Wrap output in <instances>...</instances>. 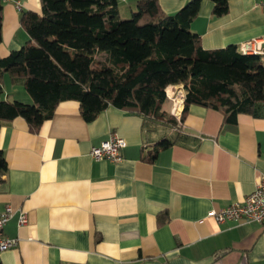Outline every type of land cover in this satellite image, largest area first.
Returning a JSON list of instances; mask_svg holds the SVG:
<instances>
[{"label": "crops", "instance_id": "crops-1", "mask_svg": "<svg viewBox=\"0 0 264 264\" xmlns=\"http://www.w3.org/2000/svg\"><path fill=\"white\" fill-rule=\"evenodd\" d=\"M2 1L0 57L29 38L22 13H41L40 0ZM188 1L158 0L166 14ZM263 1L229 0L217 16L213 2L201 0L190 28L205 49L264 39ZM137 2L118 0L120 14ZM173 86L182 92V110L185 91ZM0 89V99L31 100L8 76ZM111 133L125 140L121 160L93 158L91 147ZM175 136L147 159L160 139ZM0 149L7 162L0 212L13 209L4 234L17 238L0 264H264V223L208 215L243 202L264 176V105L263 116L239 114L231 123L218 110L191 104L165 134L148 130L141 114L114 106L86 121L78 101L64 100L37 132L19 116L3 122ZM20 211L27 216L22 225Z\"/></svg>", "mask_w": 264, "mask_h": 264}, {"label": "trees", "instance_id": "trees-1", "mask_svg": "<svg viewBox=\"0 0 264 264\" xmlns=\"http://www.w3.org/2000/svg\"><path fill=\"white\" fill-rule=\"evenodd\" d=\"M40 1L41 13L21 16L29 38L0 57V84L8 76L32 101L0 99V126L19 116L37 132L64 100L78 101L86 121L114 106L141 114L148 130L165 134L191 104L218 110L231 123L239 114L263 116V56L242 53L234 44L203 48L190 28L201 0H190L173 14H166L158 0H138L125 19L118 0ZM211 1L215 15L228 11L229 0ZM2 11L0 0V43ZM98 54L104 58L98 60ZM170 85L185 91L179 119L166 109ZM177 140L160 139L147 159ZM6 170L0 149V177Z\"/></svg>", "mask_w": 264, "mask_h": 264}, {"label": "built area", "instance_id": "built-area-1", "mask_svg": "<svg viewBox=\"0 0 264 264\" xmlns=\"http://www.w3.org/2000/svg\"><path fill=\"white\" fill-rule=\"evenodd\" d=\"M15 4L18 7L20 6L18 1ZM238 48L239 51L245 54H258L263 56L264 39L256 37L245 40L239 44ZM167 96L171 99L173 98L168 94ZM178 106L179 104L173 99L171 111L179 119L182 110L181 108L178 109ZM124 146L125 140L116 133H111L106 140L101 141L98 145L92 146L89 153L95 159L106 158L112 162H117L122 158L121 149ZM12 215L13 209L10 205L5 206L4 210L0 212V256L2 252L15 247L17 244V238H12L4 234V226ZM208 215L214 217L218 222L239 220L242 222L264 223V176L257 182L254 190L245 196L243 202H234L220 209H211ZM26 221V212L20 211L17 221L18 224H25Z\"/></svg>", "mask_w": 264, "mask_h": 264}, {"label": "bare ground", "instance_id": "bare-ground-1", "mask_svg": "<svg viewBox=\"0 0 264 264\" xmlns=\"http://www.w3.org/2000/svg\"><path fill=\"white\" fill-rule=\"evenodd\" d=\"M175 87H176V86H175ZM175 87H174L173 85H170V86L167 87L166 90H167L168 95L172 96V97L174 98V100H175L176 102H178V101L181 100V97L179 96V91L176 90ZM180 93H181V92H180ZM178 107H179L178 109L181 108L180 104H179Z\"/></svg>", "mask_w": 264, "mask_h": 264}, {"label": "rangeland", "instance_id": "rangeland-1", "mask_svg": "<svg viewBox=\"0 0 264 264\" xmlns=\"http://www.w3.org/2000/svg\"><path fill=\"white\" fill-rule=\"evenodd\" d=\"M123 9V8H122ZM131 16V12H129V14H124V12L122 11L121 12V17L122 18H129ZM98 60H101V59H103L104 58V54H98L97 55V57H96ZM21 88V87H20ZM181 91H179V95L180 94H182V92L180 93ZM168 94V93H167ZM181 97V96H180ZM13 98V97H12ZM27 103H31V100H29V102H27ZM157 127H159V125L157 126Z\"/></svg>", "mask_w": 264, "mask_h": 264}]
</instances>
